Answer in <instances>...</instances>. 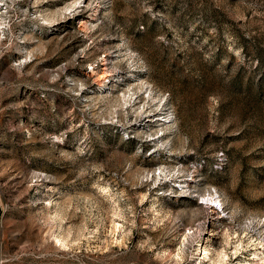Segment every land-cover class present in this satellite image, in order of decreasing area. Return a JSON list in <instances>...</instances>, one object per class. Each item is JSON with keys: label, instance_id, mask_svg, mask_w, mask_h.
Segmentation results:
<instances>
[{"label": "rangeland", "instance_id": "rangeland-1", "mask_svg": "<svg viewBox=\"0 0 264 264\" xmlns=\"http://www.w3.org/2000/svg\"><path fill=\"white\" fill-rule=\"evenodd\" d=\"M0 264H264V0H0Z\"/></svg>", "mask_w": 264, "mask_h": 264}, {"label": "built area", "instance_id": "built-area-1", "mask_svg": "<svg viewBox=\"0 0 264 264\" xmlns=\"http://www.w3.org/2000/svg\"><path fill=\"white\" fill-rule=\"evenodd\" d=\"M214 197H218V195H215ZM213 200H214V199H213ZM214 201H215V203H214L213 205H214L215 207L223 209V206H222V204H221V202H220L219 199L214 200ZM216 203H217V204H216Z\"/></svg>", "mask_w": 264, "mask_h": 264}, {"label": "bare ground", "instance_id": "bare-ground-1", "mask_svg": "<svg viewBox=\"0 0 264 264\" xmlns=\"http://www.w3.org/2000/svg\"><path fill=\"white\" fill-rule=\"evenodd\" d=\"M2 24V23H1ZM156 118V117H155ZM150 119H152V118H150ZM161 118L160 117H158L157 119H156V121H159ZM153 121V120H152ZM161 121V120H160ZM155 122V121H154ZM163 123V122H162ZM150 124V123H149ZM161 125V124H160ZM212 198V197H211ZM218 198L216 197V198H214V200H217ZM213 207V206H212ZM61 241V240H60ZM62 241H63V239H62ZM65 243V242H64ZM221 258H220V260L222 261V258H223V255L220 253V255H219Z\"/></svg>", "mask_w": 264, "mask_h": 264}]
</instances>
